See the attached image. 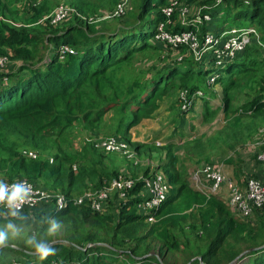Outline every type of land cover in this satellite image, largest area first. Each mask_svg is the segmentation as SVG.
I'll use <instances>...</instances> for the list:
<instances>
[{"label": "trees", "instance_id": "obj_1", "mask_svg": "<svg viewBox=\"0 0 264 264\" xmlns=\"http://www.w3.org/2000/svg\"><path fill=\"white\" fill-rule=\"evenodd\" d=\"M68 1L63 4L71 8L69 15L54 24L47 17L52 11L49 3L23 0L31 7L9 11L11 6L0 0V16L21 23L0 20V55L9 50L20 61L16 69L0 71V175L7 181L24 178L68 198L89 188L86 179L102 189L104 182L119 175L120 167L114 165V153L101 154L89 143L72 149L75 124L129 141L130 130L151 118L162 100L182 88L190 93L201 89L213 70L220 72L215 82L220 84L221 103L214 106L203 97L200 122H210L220 111L234 132L264 117V0ZM121 2L126 5L124 14L109 16ZM190 6L196 14L181 21ZM166 7L172 8L169 15L163 11ZM197 14L210 19L196 23ZM229 19L255 28L260 43L251 41L221 68H205L187 45L173 47L155 37L161 25L170 34L188 30L201 39L207 32L225 29ZM63 47L72 52L61 54ZM162 49L170 56L171 50L186 55L171 60L162 56ZM151 52L157 53L159 64L141 65V57ZM246 90L257 95L236 103ZM153 146L164 147L165 162L159 167L170 185L157 210L138 213V198H130L110 211L107 205L105 212L72 201L61 210H55L53 202L42 203L18 216L0 211V232L5 234L0 264L15 257L5 259L6 254L19 255L22 258H15L23 264H166L167 253L177 250L190 264H228L244 249L254 250L233 264H264V205L254 210L252 220L237 218L220 196L204 195L190 185L186 161L174 150L180 146ZM142 147L148 146L137 144L135 151L140 153ZM202 147V140L194 139L185 146L186 158L210 161L203 157ZM31 150L35 158L24 153ZM255 153L254 162L264 167L255 161ZM142 185L136 181L128 194H137ZM150 216L156 221L147 227ZM41 244L54 249L44 259L35 250Z\"/></svg>", "mask_w": 264, "mask_h": 264}, {"label": "rangeland", "instance_id": "obj_2", "mask_svg": "<svg viewBox=\"0 0 264 264\" xmlns=\"http://www.w3.org/2000/svg\"><path fill=\"white\" fill-rule=\"evenodd\" d=\"M23 0H6V3H8L11 7V9L16 8V6L24 7L25 5H29L28 7H31V4L29 3H22ZM32 1L35 5L39 4L41 0H29ZM43 2L49 3L51 5L52 11H51V17L48 15L47 17L50 18L52 21V15L54 13V10L63 2H69L68 0H42ZM132 4V3H131ZM130 4V6H131ZM66 5V4H65ZM131 9V8H130ZM196 8L193 6H190L187 8V12L184 13V18L181 21H186L188 18L193 17L196 13ZM105 13V12H104ZM195 13V14H194ZM103 14V10L101 12L97 13V16H101ZM107 14V13H106ZM127 17V16H126ZM128 18V17H127ZM44 19H40V21ZM42 21V22H43ZM53 22V21H52ZM21 24V23H19ZM107 24V23H106ZM103 23V25H106ZM109 24V23H108ZM113 22H111V25ZM102 25V26H103ZM113 26V25H112ZM111 26V27H112ZM246 27L248 26L247 23L244 22H235L229 19L224 23V28L229 27ZM7 50V49H6ZM7 54L0 55V59L4 60L6 65L2 67L0 71H8V69H16L17 65H19L20 61L14 57H12L11 51L7 50ZM162 51V56L166 57L168 55L167 51ZM171 54L168 55V57L171 60H177L180 59L184 53L181 51L171 50L169 52ZM157 53L151 52V54L143 55L141 65L148 64L149 68L153 67L154 65L159 64V60H156ZM186 55V54H185ZM184 55V56H185ZM145 63V64H144ZM202 88L199 89L202 92V96H197L194 93H190L189 96H192V106L191 109L187 112L181 111V99L179 98L180 92L183 90H188L187 88H182L176 91V94L173 96L168 97L167 99H164L161 106L167 107L164 109V116L163 112L159 119L153 118L151 122L145 121V127L143 125H137V127H133L132 131L129 132V141L121 138L118 135L111 134L109 132H93V131H85L81 129L80 125L75 124V126L71 129L70 132V141H72V149L81 150L85 144L89 143L91 144L98 152L101 154L105 153L101 150L97 149V146L95 143L102 141L103 139L107 137L115 136L117 138L123 139L130 151L132 152L131 157H123L121 155H118L117 153H114L113 156L115 157L114 165L117 167H120L119 172L117 175H122L124 177H130L134 179L135 181H142L145 179H149L150 177H153L156 175V173H161L164 175L162 169L159 167V165L164 161L165 158H163V152L162 149L164 147H154L153 145L162 146V144H158L157 141L160 143L166 139V144H175L176 146L180 147H174V150L179 154L180 159L186 161V166L188 170V182L190 183V173L191 171L201 163H208L211 165H215L219 170L223 173V175L226 177V179L231 180V183L241 186L242 182L245 179V175L252 172V168L257 167L256 163L254 162V153L260 149L262 142L264 140V117L256 118L254 121L251 122L250 125L251 128L247 129L245 126L240 125V129L238 131H232V127H228L229 122L224 118V114L220 111L217 112V116L210 119L211 121H207L205 123H202L199 121L200 113L202 111V98H210L212 101V104L214 106L220 105L221 100L219 98V89L220 84L214 83H208V75L206 76V80L204 84L201 86ZM197 91V90H196ZM246 93L241 94L240 101H237L236 103L244 102L245 100H250L253 96L257 95L255 91H244ZM194 105V103H196ZM234 104V106L236 105ZM195 108V112L197 113V116L194 118L189 119H182L183 117L181 114H188L192 111V109ZM244 122H247L250 120L249 116H245ZM249 123V122H247ZM191 125V129L188 130L187 125ZM256 129L258 132L255 134ZM189 134V135H188ZM255 134V135H254ZM201 139L203 142L204 147H202L200 150H203V157L208 156L210 158V161H204L201 160L200 163H196V157L194 155H190L189 159L186 158L188 155L185 152V146H187L189 143L193 142L194 139ZM189 142V143H188ZM147 144L148 147H142L140 150V153H137L135 151V146L137 144ZM188 143L187 145H185ZM182 145V146H181ZM202 157V158H203ZM74 171L75 166H73ZM147 173V174H146ZM253 174V173H251ZM165 176V175H164ZM7 179L2 178L0 175V183L5 182ZM110 182H104L103 186L108 185ZM85 183L89 188L87 190L85 187L81 190L83 191L80 194H74V197L80 196L84 194L86 191L94 192L98 190L99 188H94L93 184L90 182V180L86 179ZM191 185V184H190ZM227 185V184H225ZM86 186V187H87ZM85 189V190H84ZM225 191V192H222ZM220 193V197L223 199V196L226 195V190H222ZM111 191L109 193V197L111 196V199L108 200V211H110V208L114 205V197L115 192ZM37 207V206H35ZM34 207L28 208L32 209ZM137 211V210H136ZM254 213V212H253ZM253 213L248 218H253ZM247 219V218H246ZM148 223H146L147 227L151 223L155 222L156 219L152 218V220H147ZM188 228L185 229L184 233L188 234ZM175 232H180L179 229H174ZM141 233H144V230H141ZM183 235V233H180L178 236ZM151 240V238H148V241ZM152 245L156 248L154 239L152 241ZM241 248L244 247V244H240ZM243 249V248H242ZM250 249H244L241 251L240 254L244 252H249ZM155 253V251L153 252ZM239 254V255H240ZM18 257L22 258L19 255H11L6 254L4 258L9 257ZM243 256V255H242ZM241 256V257H242ZM201 259L200 257H198ZM236 258V257H235ZM234 258V259H235ZM240 258V257H239ZM238 258V259H239ZM233 259V260H234ZM236 259V260H238ZM166 264H190L189 261H186L185 255L182 253L181 250L177 251H171L168 252L166 255ZM232 260V261H233Z\"/></svg>", "mask_w": 264, "mask_h": 264}, {"label": "built area", "instance_id": "obj_3", "mask_svg": "<svg viewBox=\"0 0 264 264\" xmlns=\"http://www.w3.org/2000/svg\"><path fill=\"white\" fill-rule=\"evenodd\" d=\"M29 1V0H28ZM125 2L118 3L111 15H122L125 11ZM71 11V8L65 4H61L54 10L51 23L58 24L62 22ZM166 15L172 11L171 7L163 9ZM186 11V10H185ZM184 12V11H183ZM52 14V13H51ZM51 14L49 15L51 17ZM4 19L0 16V20ZM209 20V15L204 14L203 17L197 14L194 17V22L200 23L201 21ZM7 20V19H4ZM9 21V20H7ZM12 24L18 26L19 23ZM157 39H163L171 43L173 47L180 45H187L191 51L192 57L198 62L205 64V68H221L226 62L232 60L235 55L242 51L251 41H259L257 30L253 27H229L217 31H210L205 33L199 39L193 31H181L175 33H168L162 30L159 26V32L155 36ZM264 47V46H263ZM71 49L63 47L60 51ZM6 62L0 59V68ZM0 69V70H1ZM220 72L213 70L208 74V83H214ZM197 96H202V92L197 90L194 92ZM179 98L181 99V111L187 112L192 106V96H189L188 90L180 92ZM97 148L105 153H118L126 157H131L127 143L115 136L107 137L100 142L95 143ZM264 145V140L262 142ZM31 158L36 157L34 151H25ZM255 161L264 166V147L260 148L256 153ZM50 162L52 159L50 158ZM191 186L204 195H218L222 190H226V195L223 196L225 203L229 210L240 219H245L251 216L254 210L261 208L264 205V178L249 175L245 177L243 184L238 186L231 183V180L226 179L223 173L215 165L208 163H201L196 166L189 176ZM143 185L137 194L129 195V190L132 189L136 181L130 177L118 175L110 180L108 185L102 189L94 192L86 191L84 194L68 198L60 191H51L35 185L32 181L24 178L15 179L13 181H5L0 183L6 195L3 201H0L1 212L4 216H18V214L25 208L39 206L42 203H54L55 210L65 208L69 201L74 204H82L86 202L90 208L95 211L105 212L107 207L109 193L115 192L114 207H121L126 204L130 198H138L135 203V209L138 213L150 214L152 211L157 210L160 205L165 201L169 192L170 185L165 176L161 173H156L149 179L142 180ZM227 184V185H225ZM15 188L21 190V198L9 201L8 197L12 194ZM113 192V193H114ZM153 216L148 217L152 220ZM4 264H23V262L15 257L9 258Z\"/></svg>", "mask_w": 264, "mask_h": 264}, {"label": "crops", "instance_id": "obj_4", "mask_svg": "<svg viewBox=\"0 0 264 264\" xmlns=\"http://www.w3.org/2000/svg\"><path fill=\"white\" fill-rule=\"evenodd\" d=\"M167 99V98H166ZM163 101L164 100H162L161 102H160V105H159V108L154 112V114L152 115V117L151 118H147V119H143L138 125H145V121H147V122H151V120H153V118H155V119H159L160 118V116H161V114H162V112H163V115L161 116V118L164 116V109H166L165 107H163V106H161L162 105V103H163ZM197 104V102L196 103H194V105H196ZM181 116L183 117L182 119L184 120V118L185 119H188V121H189V119H191V118H194L195 116H197V113L195 112V108H193L192 109V111L190 112V113H188V114H181ZM191 121H192V119H191ZM149 122V123H150ZM135 127H137V126H135ZM145 127V126H144ZM146 128V127H145ZM187 128H188V130L189 129H191V125H187ZM130 131H132V129L130 130ZM189 135V134H188ZM166 142H167V140L166 139H164L161 143L159 142V141H157V143L158 144H162V145H165L166 144ZM251 173H253L254 175L256 174V175H258V177H260V178H264V167H261L260 165H257V167H255V168H252V172ZM250 173V174H251ZM248 176V174L247 175H245V177H247ZM242 184H243V182H242ZM222 192H225V191H222Z\"/></svg>", "mask_w": 264, "mask_h": 264}, {"label": "clouds", "instance_id": "obj_5", "mask_svg": "<svg viewBox=\"0 0 264 264\" xmlns=\"http://www.w3.org/2000/svg\"><path fill=\"white\" fill-rule=\"evenodd\" d=\"M5 191L3 187H0V201H3L5 198ZM21 198V190L19 188H15L12 194L8 197L9 201H12L14 199ZM5 234L0 232V244L4 243ZM31 243V241H29ZM36 252L40 255L41 259L46 258L49 254H52L54 252V249L44 246L43 244L36 246Z\"/></svg>", "mask_w": 264, "mask_h": 264}, {"label": "water", "instance_id": "obj_6", "mask_svg": "<svg viewBox=\"0 0 264 264\" xmlns=\"http://www.w3.org/2000/svg\"><path fill=\"white\" fill-rule=\"evenodd\" d=\"M262 246H264V244H263ZM258 248H260V247H258ZM258 248H256V249H258ZM256 249H255V250H256ZM251 250H254V249H250V251H251ZM246 253H247V252H244V253L238 255L233 261L229 262L228 264H233V263L236 261V259H238L239 257H241L242 255H244V254H246Z\"/></svg>", "mask_w": 264, "mask_h": 264}]
</instances>
